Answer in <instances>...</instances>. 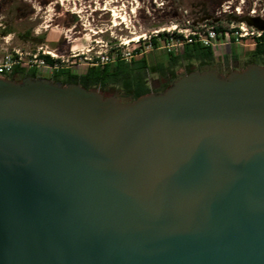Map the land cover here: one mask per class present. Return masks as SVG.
I'll return each instance as SVG.
<instances>
[{
	"label": "water",
	"instance_id": "water-1",
	"mask_svg": "<svg viewBox=\"0 0 264 264\" xmlns=\"http://www.w3.org/2000/svg\"><path fill=\"white\" fill-rule=\"evenodd\" d=\"M0 264H264V66L128 102L0 77Z\"/></svg>",
	"mask_w": 264,
	"mask_h": 264
},
{
	"label": "rangeland",
	"instance_id": "rangeland-1",
	"mask_svg": "<svg viewBox=\"0 0 264 264\" xmlns=\"http://www.w3.org/2000/svg\"><path fill=\"white\" fill-rule=\"evenodd\" d=\"M242 18L264 21V0H0V53L4 48L24 53L42 48L57 56L59 67L78 75L96 59L104 65L129 58L141 47L152 64L166 65L168 54L161 47L165 38L159 39L160 48L152 50L151 32L165 29L167 33L174 26L183 29L205 23L223 29L241 23L251 27L238 22ZM38 36H44L43 43L33 42ZM254 47L252 40L222 46L215 51V65L207 70L226 76L241 69L251 59ZM102 57L107 58L104 63ZM173 71L184 76L182 65L174 66ZM52 74L40 77L50 78ZM164 82L154 74L147 83L150 89L160 91ZM115 97L130 101L120 93Z\"/></svg>",
	"mask_w": 264,
	"mask_h": 264
},
{
	"label": "trees",
	"instance_id": "trees-1",
	"mask_svg": "<svg viewBox=\"0 0 264 264\" xmlns=\"http://www.w3.org/2000/svg\"><path fill=\"white\" fill-rule=\"evenodd\" d=\"M218 31H224L223 28L217 27ZM166 32L160 33L158 37H151L149 44L152 48H160L159 39L167 36ZM44 36L33 38L35 44L43 43ZM141 42V41H140ZM255 47L250 52L251 59L246 66L251 64H261L264 66V32L260 38H256ZM143 44H146L143 42ZM142 46V42H141ZM167 64H152L143 48L133 51V57L130 61L119 58L115 62L104 65L99 64V60L93 62L83 74H74L70 69L59 67L54 70L50 80L66 84H79L87 90H95L102 93L105 97L117 96L120 93L123 97L130 98V101L136 100L150 93L165 92L176 80L181 78L173 71L174 66L182 65L184 67V75L195 71H204L215 65V53L211 47H205L199 43L185 44L177 51L169 52ZM237 59L236 55H233ZM46 60L53 65L56 61L47 56ZM60 61L57 60V63ZM158 75L164 79L162 89L154 91L148 86V78L152 75ZM20 76V79L17 77ZM42 78L38 76L35 70L27 72L26 69L15 67L10 80L22 81L24 78Z\"/></svg>",
	"mask_w": 264,
	"mask_h": 264
},
{
	"label": "built area",
	"instance_id": "built-area-1",
	"mask_svg": "<svg viewBox=\"0 0 264 264\" xmlns=\"http://www.w3.org/2000/svg\"><path fill=\"white\" fill-rule=\"evenodd\" d=\"M171 29L173 32H171ZM171 29L167 30L168 35L164 37V42L161 45L162 48L169 52L177 51L185 44L199 43L205 47H211L215 53V51L222 46L227 47L231 44L246 40L255 41V39L260 38L264 32L256 30L253 27H248L244 23L236 26L233 25L231 28L227 27L224 31H218L217 26H208L206 23L200 25V27L187 26L186 28L178 29L177 26H174ZM165 31L166 30L163 29L151 32L149 41L152 36L158 37L160 33H164ZM138 41L140 40L138 39ZM5 42L6 44L9 43L7 39H5ZM47 56L51 57V59L56 62L53 65L49 64L46 60ZM128 57L129 58L122 59L130 61L135 56L132 52ZM105 59L107 58L102 57V62L105 61ZM57 60V56L42 48L26 53L19 49L9 52L8 48H4L3 52L0 53V77L7 78L11 76L15 67L24 68L27 72L35 70L38 76H40V74H50L59 68Z\"/></svg>",
	"mask_w": 264,
	"mask_h": 264
},
{
	"label": "flooded vegetation",
	"instance_id": "flooded-vegetation-1",
	"mask_svg": "<svg viewBox=\"0 0 264 264\" xmlns=\"http://www.w3.org/2000/svg\"><path fill=\"white\" fill-rule=\"evenodd\" d=\"M258 65H261V64H258ZM261 66H263V65H261ZM245 67H247L246 65L245 66H243L241 69H234V70H232V71H235V70H243ZM231 71V72H232Z\"/></svg>",
	"mask_w": 264,
	"mask_h": 264
},
{
	"label": "bare ground",
	"instance_id": "bare-ground-1",
	"mask_svg": "<svg viewBox=\"0 0 264 264\" xmlns=\"http://www.w3.org/2000/svg\"><path fill=\"white\" fill-rule=\"evenodd\" d=\"M134 40V39H133ZM129 41V40H128ZM131 41V40H130Z\"/></svg>",
	"mask_w": 264,
	"mask_h": 264
}]
</instances>
